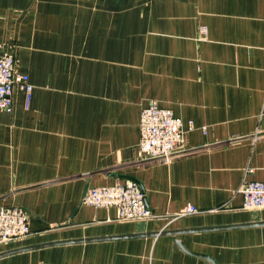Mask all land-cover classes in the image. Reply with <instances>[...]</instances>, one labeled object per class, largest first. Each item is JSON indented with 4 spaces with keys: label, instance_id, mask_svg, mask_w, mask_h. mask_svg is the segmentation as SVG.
Here are the masks:
<instances>
[{
    "label": "crops",
    "instance_id": "0c3cea01",
    "mask_svg": "<svg viewBox=\"0 0 264 264\" xmlns=\"http://www.w3.org/2000/svg\"><path fill=\"white\" fill-rule=\"evenodd\" d=\"M0 45L34 87L29 108L16 87L0 111V197L139 161L152 102L182 120L184 150L213 146L13 194L0 204L25 209L30 234L0 253L85 241L0 264H264V209H243L239 193L264 182V0H0ZM120 176L156 217L121 222L82 203ZM189 205L198 213L179 216ZM109 237L120 238L86 241Z\"/></svg>",
    "mask_w": 264,
    "mask_h": 264
},
{
    "label": "built area",
    "instance_id": "2783aa9c",
    "mask_svg": "<svg viewBox=\"0 0 264 264\" xmlns=\"http://www.w3.org/2000/svg\"><path fill=\"white\" fill-rule=\"evenodd\" d=\"M20 87L25 94L26 107L32 100L33 85L26 74L17 69L14 54L0 45V111L11 112L15 88ZM264 116V104L262 108ZM183 122L175 116L171 109L162 108L156 102L150 103L141 112L140 143L138 156L140 160L147 158H168L171 154L184 150L185 131ZM193 128V124L191 123ZM206 134L207 129L203 128ZM239 193L243 197V209H264V182L245 181ZM82 203L94 209H115L117 220L147 221L154 214L147 206L145 194L141 187L131 181L117 183L112 186L89 188ZM198 213V209L189 205L179 216ZM30 234V215L19 206L0 204V244L4 245L23 240ZM2 245V244H1Z\"/></svg>",
    "mask_w": 264,
    "mask_h": 264
},
{
    "label": "water",
    "instance_id": "95a60500",
    "mask_svg": "<svg viewBox=\"0 0 264 264\" xmlns=\"http://www.w3.org/2000/svg\"><path fill=\"white\" fill-rule=\"evenodd\" d=\"M253 137L254 136H250V137H247V138L249 139V138H253ZM247 138H244V139H247ZM232 141H235V140H232ZM232 141L223 142V143L217 144V145L231 143ZM210 147H213V146L212 145H210V146H204V147L198 148V149H205V148H210ZM198 149H194V150H182V151H179V152H176V153L171 154L168 158H173L175 156H179L181 154H186V153H189V152H193V151H196ZM162 160H165V157L164 156H162V157H156V158H148V159H144V160H139V161H137L135 163H132L130 165L121 166V167H118V168H111V169H107V170L95 171V172H92V173H89V174H84V175H80V176H74V177H71V178H66V179L54 181V182H51V183H59V182H64V181H68V180H75V179H79V178L93 177V176L98 175V174H104L106 176H111V175H114V173L116 171L121 170V169H124V168L129 167V166L142 165V164H145V163L155 162V161H162ZM120 178H122V179H129V181L138 184L141 187V189H142L141 184H139V182L137 180H135L133 178H127L125 176H120ZM51 183H48V184H51ZM48 184H39V185H34V186L27 187V188L15 190L13 193H10V194H8L6 196L0 197V203L3 202L4 200H6L7 198L11 197L13 194H16L18 192H22V191H27V190L39 188L42 185H48ZM256 225H263V224L255 223V224H248V225L246 224V225L224 226V227H220V229H225V228H238V227H247V226H256ZM208 229H210V228L190 229V230H167V231H162V232H157V233L131 235V236H127V237L159 236V235H173V236H176V235H179V234H182V233H186V232L204 231V230H208ZM114 238H120V237L96 238V239H89V240H86V241L105 240V239H114ZM84 241L85 240H71V241L54 242V243L52 242V243H48V244L22 247V248H18V249H13V250L1 252L0 253V258L9 256V255H12V254H16V253L25 252V251L32 250V249L49 247V246H54V245H59V244L79 243V242H84ZM176 243L178 244V246H180L183 249H185L177 239H176ZM185 251L189 252L186 249H185ZM189 253H191V252H189ZM192 254L193 255H196V256H199V257H202V258H204V259H206V260H208V261H210V262L213 263V260L210 257L206 256V255L194 254V253H192Z\"/></svg>",
    "mask_w": 264,
    "mask_h": 264
},
{
    "label": "rangeland",
    "instance_id": "374dc122",
    "mask_svg": "<svg viewBox=\"0 0 264 264\" xmlns=\"http://www.w3.org/2000/svg\"><path fill=\"white\" fill-rule=\"evenodd\" d=\"M140 143V142H139ZM138 147H139V144H138ZM138 149V148H137ZM148 159V158H147ZM167 159H169V158H165V160H167ZM144 160V159H143ZM162 161H164V160H162ZM5 206V205H4ZM156 217V216H155ZM121 222H129V221H122V220H120ZM2 244V245H1ZM0 244V247H3V246H6V245H4L3 243H1ZM9 244V243H8Z\"/></svg>",
    "mask_w": 264,
    "mask_h": 264
}]
</instances>
